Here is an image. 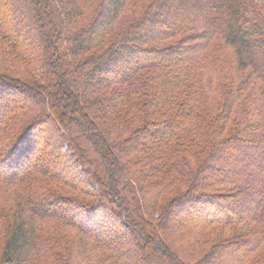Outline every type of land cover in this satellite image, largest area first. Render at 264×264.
Segmentation results:
<instances>
[{
  "label": "trees",
  "instance_id": "trees-1",
  "mask_svg": "<svg viewBox=\"0 0 264 264\" xmlns=\"http://www.w3.org/2000/svg\"><path fill=\"white\" fill-rule=\"evenodd\" d=\"M0 161V264H264V0H0Z\"/></svg>",
  "mask_w": 264,
  "mask_h": 264
},
{
  "label": "rangeland",
  "instance_id": "rangeland-1",
  "mask_svg": "<svg viewBox=\"0 0 264 264\" xmlns=\"http://www.w3.org/2000/svg\"><path fill=\"white\" fill-rule=\"evenodd\" d=\"M216 234H214V236H215ZM212 238V237H211ZM213 239V238H212ZM182 242H177V245H180ZM182 247V249H184L185 251H186V247H184V246H181Z\"/></svg>",
  "mask_w": 264,
  "mask_h": 264
},
{
  "label": "snow or ice",
  "instance_id": "snow-or-ice-1",
  "mask_svg": "<svg viewBox=\"0 0 264 264\" xmlns=\"http://www.w3.org/2000/svg\"><path fill=\"white\" fill-rule=\"evenodd\" d=\"M2 167H3V162L0 161V170H2Z\"/></svg>",
  "mask_w": 264,
  "mask_h": 264
}]
</instances>
